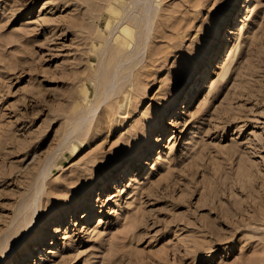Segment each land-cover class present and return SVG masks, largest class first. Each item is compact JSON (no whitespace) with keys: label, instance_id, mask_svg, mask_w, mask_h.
I'll return each instance as SVG.
<instances>
[{"label":"rangeland","instance_id":"374dc122","mask_svg":"<svg viewBox=\"0 0 264 264\" xmlns=\"http://www.w3.org/2000/svg\"><path fill=\"white\" fill-rule=\"evenodd\" d=\"M158 1L0 0V264H264V0Z\"/></svg>","mask_w":264,"mask_h":264},{"label":"bare ground","instance_id":"6f19581e","mask_svg":"<svg viewBox=\"0 0 264 264\" xmlns=\"http://www.w3.org/2000/svg\"><path fill=\"white\" fill-rule=\"evenodd\" d=\"M112 1L113 2H110L107 5L108 6L107 12H105V14H103V19L105 21L106 29L110 30L115 25L122 23L123 26L121 27V31H120L121 33H118V34L114 33V34L116 36L117 41L125 38L124 39L125 42H123V43H126V47L130 48V47H132L133 42L126 38V36H130L131 32H132V28L130 27L129 23H130V21L133 20L132 19L133 13L140 11V10L142 11L143 7H142V4H140V3H142L143 0H112ZM156 1H158V0H156ZM133 27H135V26H133ZM118 28H119V26H118ZM75 149H78V146H75ZM128 173L129 172H127V174Z\"/></svg>","mask_w":264,"mask_h":264}]
</instances>
